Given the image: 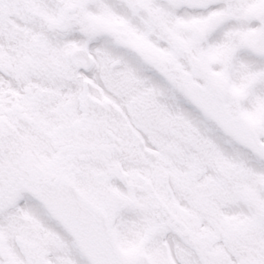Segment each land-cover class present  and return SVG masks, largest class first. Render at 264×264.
<instances>
[{"label": "snow or ice", "instance_id": "1", "mask_svg": "<svg viewBox=\"0 0 264 264\" xmlns=\"http://www.w3.org/2000/svg\"><path fill=\"white\" fill-rule=\"evenodd\" d=\"M0 264H264V0H0Z\"/></svg>", "mask_w": 264, "mask_h": 264}]
</instances>
